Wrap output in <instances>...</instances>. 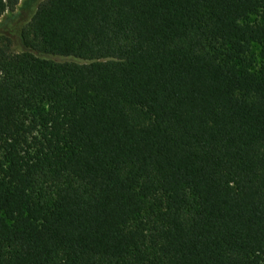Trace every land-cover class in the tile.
Instances as JSON below:
<instances>
[{"label": "trees", "instance_id": "obj_1", "mask_svg": "<svg viewBox=\"0 0 264 264\" xmlns=\"http://www.w3.org/2000/svg\"><path fill=\"white\" fill-rule=\"evenodd\" d=\"M20 36L0 264H264V0H42Z\"/></svg>", "mask_w": 264, "mask_h": 264}, {"label": "rangeland", "instance_id": "obj_2", "mask_svg": "<svg viewBox=\"0 0 264 264\" xmlns=\"http://www.w3.org/2000/svg\"><path fill=\"white\" fill-rule=\"evenodd\" d=\"M42 0H20L18 8L14 12H7L3 18V22L0 27V35L2 33L9 35L14 43L12 49L20 51L24 48V44L21 42V31L24 25L30 20L35 13L37 6ZM261 45L254 44L250 55L255 60V66L260 67L262 64V58L260 57ZM62 59H71L79 62H83L81 59H73L64 57Z\"/></svg>", "mask_w": 264, "mask_h": 264}]
</instances>
